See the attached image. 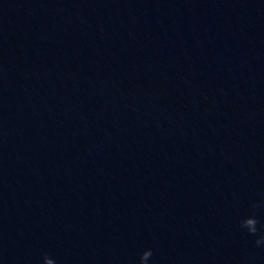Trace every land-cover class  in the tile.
<instances>
[{
    "label": "water",
    "instance_id": "95a60500",
    "mask_svg": "<svg viewBox=\"0 0 264 264\" xmlns=\"http://www.w3.org/2000/svg\"><path fill=\"white\" fill-rule=\"evenodd\" d=\"M0 264H264V0H0Z\"/></svg>",
    "mask_w": 264,
    "mask_h": 264
}]
</instances>
